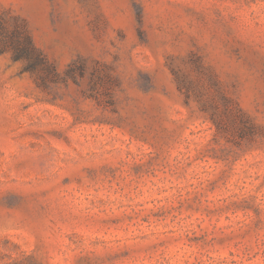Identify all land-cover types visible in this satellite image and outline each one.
<instances>
[{
	"label": "rangeland",
	"instance_id": "1",
	"mask_svg": "<svg viewBox=\"0 0 264 264\" xmlns=\"http://www.w3.org/2000/svg\"><path fill=\"white\" fill-rule=\"evenodd\" d=\"M0 264H264V0H0Z\"/></svg>",
	"mask_w": 264,
	"mask_h": 264
},
{
	"label": "trees",
	"instance_id": "2",
	"mask_svg": "<svg viewBox=\"0 0 264 264\" xmlns=\"http://www.w3.org/2000/svg\"><path fill=\"white\" fill-rule=\"evenodd\" d=\"M15 53L18 57L25 56L32 59V67L42 62L41 54L34 49L30 39H27L25 44L16 46Z\"/></svg>",
	"mask_w": 264,
	"mask_h": 264
}]
</instances>
